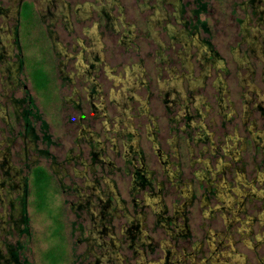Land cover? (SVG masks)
Returning <instances> with one entry per match:
<instances>
[{"label":"rangeland","instance_id":"rangeland-1","mask_svg":"<svg viewBox=\"0 0 264 264\" xmlns=\"http://www.w3.org/2000/svg\"><path fill=\"white\" fill-rule=\"evenodd\" d=\"M18 243L25 264H264V0H0V264Z\"/></svg>","mask_w":264,"mask_h":264},{"label":"trees","instance_id":"trees-1","mask_svg":"<svg viewBox=\"0 0 264 264\" xmlns=\"http://www.w3.org/2000/svg\"><path fill=\"white\" fill-rule=\"evenodd\" d=\"M199 9H200V12H203L204 6L203 5L200 6ZM198 12L199 11H197L196 13ZM43 77H44L43 74H41L38 71L34 73V81H36L35 83L38 86V88H40L41 84L44 82ZM31 104L32 102L30 101L29 109L27 110L25 109L22 113L23 119H24L22 134H23V138H25L26 140H30L31 142L34 143L37 139V135L35 134V130L33 127L34 122L32 123V121H30L27 118L31 116L35 121L39 119V115L37 114V112L33 111L34 106H32ZM41 127H42L41 131L43 132V140L49 143L48 141L49 137L45 133L46 125L43 122H42ZM31 173H32L31 185H32L33 194L35 196V200L37 201L38 208H43L47 205V193H48L47 191H48V187L50 183V177L43 168L38 167V166H35L32 169ZM27 181L28 179L26 178L24 182L21 184V187L23 186L21 189L22 190L21 196H19V198L16 201L11 203L12 206H14V204H18L19 206L17 215L11 216V221L14 222L16 228L17 227L20 228L22 226V229L19 232L20 234L22 233L25 235H28V226H27L28 219H27L26 208H25L27 188H28V184L26 183ZM21 248L22 246L20 243H18L16 246L15 245L8 246L6 249L7 255L4 259V263L5 264H25V261L20 259ZM53 252L51 251L47 254V257L50 261L49 264H57L58 262V259L55 258V255Z\"/></svg>","mask_w":264,"mask_h":264}]
</instances>
